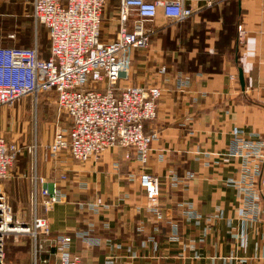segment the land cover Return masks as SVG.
I'll return each mask as SVG.
<instances>
[{
  "label": "crops",
  "instance_id": "obj_1",
  "mask_svg": "<svg viewBox=\"0 0 264 264\" xmlns=\"http://www.w3.org/2000/svg\"><path fill=\"white\" fill-rule=\"evenodd\" d=\"M211 1L209 7L190 3L195 13L183 22L159 12L147 25L153 31L150 47L129 52L122 85L158 86L163 92L156 119L144 125L145 132H158L145 164L124 158V149L78 164L65 152L46 157L50 140L23 148L27 153L20 158L30 162L11 174L8 187L22 179L28 206L24 175L34 156L27 148L36 149L39 175L56 182L63 197L46 216L39 214L48 219L52 237L71 238L69 251L81 264H264V206L255 220L244 219L241 164L230 155L236 131L264 142V0ZM31 2L0 0L1 25L26 13ZM119 5L108 0L103 10L105 43L115 38ZM5 41L7 35L0 36V45ZM46 94L60 115L55 94ZM187 172L195 178L171 186V175L183 178ZM130 174L157 179L162 220L146 209L144 191ZM252 186L258 191L257 182ZM173 233L179 241L170 243Z\"/></svg>",
  "mask_w": 264,
  "mask_h": 264
},
{
  "label": "built area",
  "instance_id": "obj_2",
  "mask_svg": "<svg viewBox=\"0 0 264 264\" xmlns=\"http://www.w3.org/2000/svg\"><path fill=\"white\" fill-rule=\"evenodd\" d=\"M107 1L32 0V16L47 30L49 57L40 56L36 42L30 48L0 46V107L28 97L37 104L39 96L53 92L59 111L69 121V127L54 132L45 147L46 157L56 159L65 152L71 161L84 164L116 148L126 150L124 158L145 164L158 132H145L144 125L156 119L163 92L158 86L122 85L128 77L129 52L150 47L153 31L147 25L159 12L177 23L194 15L190 3L212 5L211 0H120L115 38L105 43L100 26ZM255 137L236 131L230 144V155L240 160L245 185L242 215L252 220L260 204L264 206V142ZM27 151L34 158L24 175L29 184V217L23 218L11 214L5 183L25 150L0 135V264H6L5 242L11 235L31 240L32 264H81L80 257L69 251V236H51L48 219L41 214L46 216L63 197L56 182L39 175L36 149ZM135 177L129 175L130 180ZM194 178L192 172L183 178L171 175L170 184L176 187ZM136 179L146 209L162 220L157 179L149 174ZM256 182L258 191L252 186ZM84 240L94 243L90 237ZM168 241L179 238L173 233Z\"/></svg>",
  "mask_w": 264,
  "mask_h": 264
},
{
  "label": "rangeland",
  "instance_id": "obj_3",
  "mask_svg": "<svg viewBox=\"0 0 264 264\" xmlns=\"http://www.w3.org/2000/svg\"><path fill=\"white\" fill-rule=\"evenodd\" d=\"M13 22L15 24L12 27V33L7 36L11 46L31 47L36 42L42 57L48 56L47 36L43 40V45L40 46L38 30L41 25L34 20L31 6H28L26 13L14 17ZM56 123L61 128L67 126V118L63 113L59 115L54 98L49 94L39 96L37 104L34 99L22 98L11 106L0 107V133L8 141H16L20 149L35 142L38 145L47 144ZM26 153L24 152L23 155L26 156ZM29 162L30 160L24 157L19 158L11 169L10 178L5 183L8 205L11 214L16 217L24 218L27 214L26 185L22 179H16L14 186L9 189L7 182H11V174L18 169L22 171ZM30 250L31 244L27 237L11 235L5 242V261L7 264H32Z\"/></svg>",
  "mask_w": 264,
  "mask_h": 264
},
{
  "label": "trees",
  "instance_id": "obj_4",
  "mask_svg": "<svg viewBox=\"0 0 264 264\" xmlns=\"http://www.w3.org/2000/svg\"><path fill=\"white\" fill-rule=\"evenodd\" d=\"M237 14V23H236V25H235V27L238 25V12L236 13ZM231 20H232V17H231ZM14 19L13 20H11L10 22L8 21V19H7V21H5V22H3L4 23V25H1V23H0V25L3 27V29H1L0 30V36H5V35H10L11 33H12V27L14 26ZM226 23H229V22H227L226 21ZM232 23V22H231ZM39 25H41V24H39ZM4 27H6V28H4ZM230 29H232V28H230ZM3 30V31H2ZM47 36V30H46V28L43 26V25H41L40 26V28H39V30H38V37H39V39L41 40L40 42H39V44H40V46H42L43 45V43H44V38ZM6 38V37H5ZM8 40V39H7ZM47 40H48V38H47ZM6 43V44H5ZM38 45V44H37ZM0 46H2V47H20V48H30V47H25V46H11L10 45V41L8 42V41H5L4 42V44H2V45H0ZM33 46V45H32ZM31 46V47H32ZM236 46H238V41L236 42ZM38 48H39V46H38ZM47 53H48V56H46V57H42V55H41V52H40V56L42 57V58H48L49 57V41H48V47H47ZM28 240H30V239H28ZM30 244H31V248H32V243L30 242ZM30 252H31V250H30Z\"/></svg>",
  "mask_w": 264,
  "mask_h": 264
},
{
  "label": "water",
  "instance_id": "obj_5",
  "mask_svg": "<svg viewBox=\"0 0 264 264\" xmlns=\"http://www.w3.org/2000/svg\"><path fill=\"white\" fill-rule=\"evenodd\" d=\"M238 80H239L241 87L243 88L244 87V81H243L242 71L240 69L238 72Z\"/></svg>",
  "mask_w": 264,
  "mask_h": 264
}]
</instances>
